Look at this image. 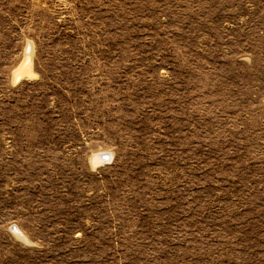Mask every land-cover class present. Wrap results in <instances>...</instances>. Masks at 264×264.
<instances>
[{
  "label": "rangeland",
  "instance_id": "374dc122",
  "mask_svg": "<svg viewBox=\"0 0 264 264\" xmlns=\"http://www.w3.org/2000/svg\"><path fill=\"white\" fill-rule=\"evenodd\" d=\"M0 264H264V0H0Z\"/></svg>",
  "mask_w": 264,
  "mask_h": 264
},
{
  "label": "bare ground",
  "instance_id": "6f19581e",
  "mask_svg": "<svg viewBox=\"0 0 264 264\" xmlns=\"http://www.w3.org/2000/svg\"><path fill=\"white\" fill-rule=\"evenodd\" d=\"M32 54H33V50L31 49L30 52H27L26 58H25L24 62L21 64V66L13 72V79H12L13 83L17 84V82H19L21 79L23 80V78L25 76H33L32 68H31L32 67ZM105 159H107V158H105ZM105 159L101 155L95 156L92 159V164L93 165L100 164L102 162V160L106 161ZM16 234L19 238L25 239V236L21 231H18Z\"/></svg>",
  "mask_w": 264,
  "mask_h": 264
},
{
  "label": "water",
  "instance_id": "95a60500",
  "mask_svg": "<svg viewBox=\"0 0 264 264\" xmlns=\"http://www.w3.org/2000/svg\"><path fill=\"white\" fill-rule=\"evenodd\" d=\"M105 158H107V157H105Z\"/></svg>",
  "mask_w": 264,
  "mask_h": 264
}]
</instances>
